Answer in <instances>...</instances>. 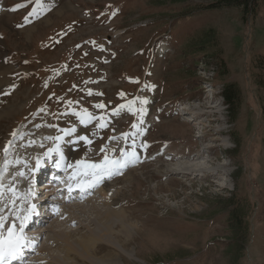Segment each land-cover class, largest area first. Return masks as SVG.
Here are the masks:
<instances>
[{
  "label": "rangeland",
  "instance_id": "374dc122",
  "mask_svg": "<svg viewBox=\"0 0 264 264\" xmlns=\"http://www.w3.org/2000/svg\"><path fill=\"white\" fill-rule=\"evenodd\" d=\"M0 7L10 12L0 22V157L23 145L34 162L53 139L54 147H74L75 163L100 157L101 148L120 153L134 140L142 159L106 185L110 198L121 194L114 209L128 211L141 230L126 247L105 238L95 256L82 257L77 241L93 240L97 210L107 207L100 191L33 230L42 231L45 251L29 264H236L233 212L245 226L237 264H264V0L249 13L213 0H0ZM42 9L46 16L23 30ZM228 85L240 92L233 120L221 96ZM181 104L201 120L180 114ZM86 113L94 119L83 125ZM207 155L210 162H202ZM189 165L196 171H171ZM6 204L2 214L13 217Z\"/></svg>",
  "mask_w": 264,
  "mask_h": 264
},
{
  "label": "bare ground",
  "instance_id": "6f19581e",
  "mask_svg": "<svg viewBox=\"0 0 264 264\" xmlns=\"http://www.w3.org/2000/svg\"><path fill=\"white\" fill-rule=\"evenodd\" d=\"M56 2H57V5L60 3V1L61 0H55ZM62 4V3H61ZM60 4V5H61ZM46 10H44V9H42V10H40V11H38V13L36 12V13H34V14H31L30 15V19L29 20H27V23L25 24V25H23V26H21V28L23 29V30H26L28 27V25H30V24H32V21L33 22H36V21H38V20H40L41 18H43L44 16H46V13L47 12H45ZM10 16V12L9 11H4L1 7H0V22L1 21H4L5 19H7L8 17ZM28 30V29H27ZM0 81H2V80H0ZM3 88V87H2ZM180 110H184V108L182 107V108H180ZM200 120V119H199ZM202 124V123H201ZM23 131V130H22ZM36 139V138H35ZM35 144V143H34ZM50 146V144H48V146L47 147H49ZM17 147V146H16ZM37 147L39 148V149H44L46 146L45 145H42L41 143H39V144H37ZM47 147H46V149H47ZM64 149H62L63 151H64V155H65V157L63 158V164L65 165V166H69V165H72V164H74L73 165V168H74V166H75V164L76 163H73L74 162V158H75V154H76V152H74V151H72V148L74 149V147H71V146H69V145H66V144H64ZM15 147H12V148H6V152L4 153V158H2V157H0V158H2L1 159V161L0 162H2V163H4L5 164V168L6 169H8L9 171H10V173H11V175H12V177L11 178H6V177H4L3 179H2V181H3V183H4V186H5V184L7 185V186H13L14 185V183H15V176L18 174V166L20 167L21 166V163H20V161L21 160H28L29 159V151L31 152L32 151V149L31 150H29V149H27V148H25V147H23V145H20V146H18L17 148H15ZM12 149H14L11 153H8L7 151L8 150H12ZM4 150V149H3ZM37 150V149H36ZM48 151V150H47ZM36 154V153H35ZM42 154V153H41ZM201 159V161L203 162V161H208V163L210 162V160H208V159H211V156L210 155H208V157L206 156V157H201L200 158ZM187 161V163H191V162H193V160H186ZM185 161V162H186ZM200 161V162H201ZM201 162V163H202ZM166 167V166H165ZM4 169V168H3ZM163 169V168H162ZM196 169L197 168H194V165H189V166H186L183 170L181 169V170H179V169H171V171H172V173H178V174H182V175H186V174H191L192 172H194V171H196ZM170 170V169H169ZM160 171V170H159ZM211 171V170H210ZM209 174H215V172H214V170H212V172L211 173H209ZM214 176V175H213ZM102 180V179H101ZM21 185V184H20ZM103 185H104V183H102L101 184V195L103 196V205H105V206H107L105 209H100V211H98L97 210V215H98V219L97 220H95V226H96V228H97V230L96 231H94V232H92L93 233V235H92V237H93V240H90V239H80V240H78L77 241V243H78V245H79V249H81V251H82V257L84 258V259H86V256H89V257H91L92 258V256H95V254H97L96 252H95V250H97V248H95L96 246H94V245H97L100 241L102 242V241H104L105 240V238H106V240H107V238L109 239L110 238V240H109V242L110 243H115L116 242V240L118 241V245H119V247H122L123 248V246L124 247H126V241H131L132 240V232L134 231V230H136V231H141L140 229H138L137 228V226H136V222L134 223V221H133V219L131 220L130 218H128V217H130V216H128L127 217V212H126V210H122V211H117V210H115L114 209V206H117L118 204H117V202L116 201H118V199L120 198V195L121 194H119V196L118 197H114V198H110L109 196H108V190L106 189V185H104V187H103ZM15 187H17V186H15ZM19 188H21V187H19ZM23 188V187H22ZM0 189H2V188H0ZM32 188H31V186L29 185L28 186V188H27V192H28V194H30V193H32ZM1 191V190H0ZM5 193V192H4ZM120 193H122L123 194V192H120ZM7 196V195H6ZM48 198H49V196H48ZM3 200H4V198H3ZM6 200V199H5ZM14 201V200H13ZM1 202V201H0ZM9 201H7L6 203H8ZM5 203V204H6ZM5 204H4V201H3V203H0V213H6V211H5V209H7V204H6V206H5ZM25 204L27 205V202H24V203H22L21 204V206L23 207V208H20L21 210H19V209H17V212L16 213H14L13 214V217H15V216H21V218H22V215H25V211H26V209L25 208H27V206L25 207ZM10 204H8V206H9ZM15 205L18 207V205H17V203L15 202ZM125 206V205H124ZM95 208H97V207H95ZM28 209V208H27ZM74 209H76V211H83V210H81V207H79V206H76V207H74ZM83 209V208H82ZM85 209V208H84ZM94 209V208H93ZM133 212V211H132ZM134 216V215H133ZM135 217H136V215H135ZM41 219V218H40ZM74 220V219H73ZM72 221V220H71ZM30 222V221H29ZM94 222V221H93ZM20 223H21V220L20 219H18V220H16V224L17 225H20ZM43 226H39V230H40V228L41 229H43L42 228ZM81 227H84V226H81ZM118 230L117 232L115 231L114 232V230ZM44 230V229H43ZM138 231V232H139ZM42 231H38L37 232V235L38 236H41L40 235V233H41ZM91 233V234H92ZM71 233H67L66 232V234L65 235H70ZM57 235H59V234H57ZM56 235V236H57ZM61 235V234H60ZM66 238H67V236H66ZM119 238H124V242L122 243L121 241H120V239ZM105 240V241H106ZM55 241L57 242V244H58V240H56L55 239ZM122 241H123V239H122ZM117 244V243H116ZM122 246H121V245ZM65 246V252L67 253H65L66 255H68V254H72V252L74 251V249H73V247H72V245L69 243V240L68 239H66V241H65V244H64ZM76 247H77V245H76ZM75 250H77V249H75ZM43 251H45L44 249L42 250V251H40V252H43ZM80 251V252H81ZM79 252V253H80ZM118 255V254H117ZM89 257H88V259H89ZM112 258H115V257H110L109 259H107L106 261H111V259ZM116 259V258H115ZM57 260V259H56ZM91 261V260H90ZM104 262H106L105 261V259L103 260ZM94 262V261H93ZM87 264V263H86ZM115 264V263H114Z\"/></svg>",
  "mask_w": 264,
  "mask_h": 264
},
{
  "label": "snow or ice",
  "instance_id": "6c2138e0",
  "mask_svg": "<svg viewBox=\"0 0 264 264\" xmlns=\"http://www.w3.org/2000/svg\"><path fill=\"white\" fill-rule=\"evenodd\" d=\"M39 2L40 0H37V3ZM22 6L23 5H18L17 7ZM89 94L91 95V92ZM133 103L134 102H129V109H131ZM143 103H146V101H143ZM95 107L102 109L105 107V105L97 104ZM121 107L124 106L122 105ZM140 111L141 114H143V110ZM92 119H94V117L86 113L81 117L80 122L82 124H86ZM99 127H106V123L103 121V117H100ZM132 127L136 128L137 125L133 124ZM75 131V128L64 130V135H70ZM122 136L125 138V140H127L129 138V133H123ZM55 139L57 141H60L61 139H63V137L57 136ZM79 140L85 141L88 144L92 143V141L87 136H80ZM134 145L135 141L133 140V145L130 148L127 146L125 148H122L120 150L119 158H110L109 155L106 154L105 149L101 148L100 151L105 154L102 161H100L99 163L84 160L76 161V171L73 173V176L71 178H75L76 176H91L96 178L94 182L83 181L77 183V187L79 188V190L81 192H84L87 189L95 187L96 184L99 183L100 180L104 177L111 178L113 176L123 174V171L126 168L140 162L139 154L136 152ZM145 147H147V145H145ZM59 151L60 149L57 146L55 148L49 149L46 155L52 152ZM40 167V161L37 160L36 168L39 169ZM57 167H60L59 163L57 164ZM69 167L73 166L69 165ZM20 175H23V173H20ZM68 191H73V187L71 185H69ZM15 206V201H13L12 207L15 208ZM28 213V215H22V218L21 216L5 218L4 215L0 213V264H13V262L15 261H20V264H26V261L23 260L25 249H35L34 243L28 240L24 233L25 229L28 227V222L32 219L33 216H38L39 212L36 210V206L32 204L28 208ZM18 219L21 220L19 228H17L16 224V220Z\"/></svg>",
  "mask_w": 264,
  "mask_h": 264
},
{
  "label": "trees",
  "instance_id": "16d2710c",
  "mask_svg": "<svg viewBox=\"0 0 264 264\" xmlns=\"http://www.w3.org/2000/svg\"><path fill=\"white\" fill-rule=\"evenodd\" d=\"M214 5L217 7H236L242 9L245 13L246 12H255V8L257 7L260 0H213ZM247 13V14H248ZM213 58V57H212ZM264 60H261V67L264 68L263 64ZM223 68L225 67L224 63L222 62L220 64ZM262 76L264 77V69L262 70ZM263 88L264 86L259 83ZM221 96L224 99V103L227 106L229 117L233 120L237 117L239 104H240V92L238 89H236L232 85L225 86L222 89ZM231 200V199H230ZM230 200H225L224 203L226 206H228ZM230 229L233 232L232 236V246L230 251V256L234 259V262L236 264L239 262V260L242 258L241 252L244 251L245 244H243V232L241 230L242 226H244L243 223V216L240 215V213L233 212L230 214ZM242 222V224H241ZM245 227V226H244Z\"/></svg>",
  "mask_w": 264,
  "mask_h": 264
}]
</instances>
